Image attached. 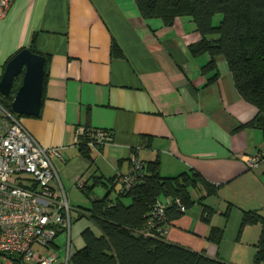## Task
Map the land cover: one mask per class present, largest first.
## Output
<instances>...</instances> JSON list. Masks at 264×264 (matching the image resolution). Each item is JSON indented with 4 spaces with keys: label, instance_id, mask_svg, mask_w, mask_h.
<instances>
[{
    "label": "crops",
    "instance_id": "crops-1",
    "mask_svg": "<svg viewBox=\"0 0 264 264\" xmlns=\"http://www.w3.org/2000/svg\"><path fill=\"white\" fill-rule=\"evenodd\" d=\"M199 40L189 15L171 24L143 18L135 0H12L0 18V75L18 51L35 48L45 57L40 112L18 118L42 146L60 148L54 167L75 159L82 165L72 179L105 181L127 172L137 149L142 160H159L163 176L197 173L215 191L197 187L200 207L172 219L166 241L254 264L264 222L243 219L251 212L264 218V161L248 168L246 158L264 152V137L244 126L256 108L238 94L225 60L202 71L208 54L189 51ZM80 126L112 134L92 147L91 161L75 144ZM212 227L222 231L218 242L208 238Z\"/></svg>",
    "mask_w": 264,
    "mask_h": 264
},
{
    "label": "trees",
    "instance_id": "trees-1",
    "mask_svg": "<svg viewBox=\"0 0 264 264\" xmlns=\"http://www.w3.org/2000/svg\"><path fill=\"white\" fill-rule=\"evenodd\" d=\"M135 2L143 18L159 15L166 24H171L180 15L192 18L200 33V40L190 45L189 51L193 55L208 54L209 60L202 67L205 73L216 69L217 57L225 60L238 94L256 108L255 115L244 126L258 128L264 137V0ZM216 16L218 20L214 23ZM30 50L37 52L33 47ZM216 76L215 72L209 80H214ZM20 83L21 79L18 82L15 79L10 94H0V105L10 112L11 99ZM84 128L83 135L75 144L79 154L91 161L92 147L88 145V141L92 139L91 132L94 129ZM99 146L101 145L96 147ZM132 152L136 153L137 149ZM136 155L139 156L138 153ZM141 161L142 174L137 176L129 190H122L120 184L119 189H115L114 182L119 183V175L105 181L100 176L86 178V185L82 190L85 189L88 195L99 183L106 189L103 196L91 198L88 207H80L99 232L94 233L90 227L81 231L83 245L69 256V264H229L168 242L166 235L160 237L156 228L147 226L157 200L169 199L165 207L167 223L162 226L168 228L172 219L184 213L179 211L175 199H179L187 209L194 203L190 195L191 188L203 187L208 194L213 193L214 188L197 173L183 172L167 177L160 174L158 159ZM209 215L210 210L204 206L202 219L208 221ZM259 220L264 222V218L251 212L244 216L243 224ZM146 230L150 234H145ZM221 235V229L212 227L208 238L218 242ZM254 264H264V236L257 243Z\"/></svg>",
    "mask_w": 264,
    "mask_h": 264
},
{
    "label": "built area",
    "instance_id": "built-area-1",
    "mask_svg": "<svg viewBox=\"0 0 264 264\" xmlns=\"http://www.w3.org/2000/svg\"><path fill=\"white\" fill-rule=\"evenodd\" d=\"M12 0H0V18ZM85 128L75 131V141ZM88 141L90 147L112 140L107 130L94 129ZM137 152L129 156L127 172L119 174L122 190H129L142 173V161ZM62 159L58 147L42 146L24 127L16 114L0 105V264H69V236L71 226L67 193L54 167L53 159ZM264 161V152L246 158V166L253 168ZM86 178H77L75 186L83 189ZM169 199L156 201L147 221L156 228L158 236H165V214ZM179 211L185 207L175 199ZM66 236L65 256L49 252L60 234ZM145 234H150L148 230Z\"/></svg>",
    "mask_w": 264,
    "mask_h": 264
},
{
    "label": "water",
    "instance_id": "water-1",
    "mask_svg": "<svg viewBox=\"0 0 264 264\" xmlns=\"http://www.w3.org/2000/svg\"><path fill=\"white\" fill-rule=\"evenodd\" d=\"M45 57L23 48L9 59L0 75V94L7 96L16 78L21 83L11 99L10 108L17 115L37 116L40 112Z\"/></svg>",
    "mask_w": 264,
    "mask_h": 264
},
{
    "label": "rangeland",
    "instance_id": "rangeland-1",
    "mask_svg": "<svg viewBox=\"0 0 264 264\" xmlns=\"http://www.w3.org/2000/svg\"><path fill=\"white\" fill-rule=\"evenodd\" d=\"M218 20V16L214 18V23ZM21 79V76L19 77ZM16 78V82L19 81ZM73 157L71 156V159ZM78 163V164H77ZM77 165L80 167L81 162L78 160H72L71 163L67 164L64 162L57 163L56 162V171L60 178L61 183L65 184L66 189H69L67 192V199L70 206V214H71V226H70V236H69V247H68V254L71 256L75 250L80 248L83 245V241L81 238V231L87 227H90L94 233H98L97 227L92 223L89 219L87 214H83L79 212L76 208L77 206L80 207H87L90 204V199L95 196H103L105 193V188L103 186H95L93 193H89L84 189H79L75 186V182L77 181L78 177L82 179L87 178L86 174L77 176L76 178L72 179V173L76 171ZM87 167L84 169L86 170ZM117 185L115 189H119V183L114 184ZM67 191V190H66ZM115 192H112L114 196ZM191 198L194 200V203L188 208L191 213H194V209L196 207H200V191L196 188L190 189ZM79 204V205H78ZM67 241L65 234L60 233L54 240L55 246L50 247L49 252H57L60 257L65 256V242Z\"/></svg>",
    "mask_w": 264,
    "mask_h": 264
}]
</instances>
